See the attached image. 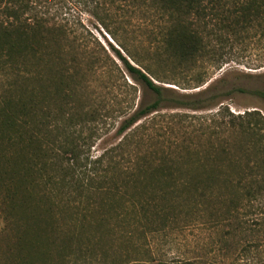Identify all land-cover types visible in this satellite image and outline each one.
<instances>
[{
  "label": "trees",
  "instance_id": "16d2710c",
  "mask_svg": "<svg viewBox=\"0 0 264 264\" xmlns=\"http://www.w3.org/2000/svg\"><path fill=\"white\" fill-rule=\"evenodd\" d=\"M46 1L0 0V264H164L150 259V236L195 226L224 228L218 242L227 246L238 235L245 247L264 243L263 116L227 112L203 144L176 142V160L148 154L153 138L142 122L165 106L209 105V97L184 104L156 81H174L207 56L211 35L261 26L264 0H91L126 55L111 46L114 54L153 98L139 100L116 128L120 141L81 177L63 123L73 119L67 97L78 84L69 69L98 59L40 14ZM254 93L264 99V90ZM36 153L41 186L31 177Z\"/></svg>",
  "mask_w": 264,
  "mask_h": 264
},
{
  "label": "rangeland",
  "instance_id": "374dc122",
  "mask_svg": "<svg viewBox=\"0 0 264 264\" xmlns=\"http://www.w3.org/2000/svg\"><path fill=\"white\" fill-rule=\"evenodd\" d=\"M92 4L91 0H48L37 8L49 23L62 26L68 36L74 37L98 59L90 69H69L76 73L74 79L78 84L67 97L65 114H72L73 119L63 123L68 139L77 149L75 164L80 177L96 157L110 151L120 141L116 128L139 100L149 102L153 98L141 83L129 76L114 54L111 46L117 49L119 46L96 19ZM221 38L211 35L208 55L197 58L191 68L175 76L174 81L155 80L165 88V95L179 98L184 104L190 106L193 101L206 97L210 98V103L195 109L165 106L143 119L145 134L153 138L149 150L146 149L148 154L166 153L176 160V142L185 136L203 144L214 123L231 117L227 112L237 116L254 110L264 117V99L254 93V90H264V23L259 26L253 21L248 31ZM151 69L160 74L161 69L155 62ZM50 87L49 109L53 114L56 95L53 86ZM221 109L227 114L223 119L218 112ZM78 113L82 116L76 117ZM35 119L39 124V114ZM239 120L234 118V121ZM33 161L31 177L41 186L46 178L42 155L34 154ZM223 232L224 228L195 226L151 235L150 259L164 264H183L187 258L194 263L202 260V264H264V243L245 247L238 235L237 242L227 246L218 242Z\"/></svg>",
  "mask_w": 264,
  "mask_h": 264
}]
</instances>
